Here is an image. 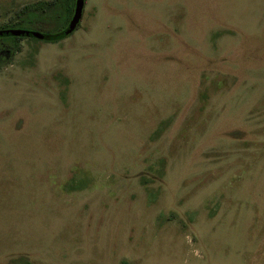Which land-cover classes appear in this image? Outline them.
Returning a JSON list of instances; mask_svg holds the SVG:
<instances>
[{"label":"rangeland","instance_id":"1","mask_svg":"<svg viewBox=\"0 0 264 264\" xmlns=\"http://www.w3.org/2000/svg\"><path fill=\"white\" fill-rule=\"evenodd\" d=\"M19 42L0 264H264V0H84Z\"/></svg>","mask_w":264,"mask_h":264},{"label":"trees","instance_id":"2","mask_svg":"<svg viewBox=\"0 0 264 264\" xmlns=\"http://www.w3.org/2000/svg\"><path fill=\"white\" fill-rule=\"evenodd\" d=\"M75 0H34L20 6L13 16L0 23V27H30L44 32L45 40H57L72 29L64 32L73 12ZM23 35H0V66L11 57L21 44Z\"/></svg>","mask_w":264,"mask_h":264},{"label":"water","instance_id":"3","mask_svg":"<svg viewBox=\"0 0 264 264\" xmlns=\"http://www.w3.org/2000/svg\"><path fill=\"white\" fill-rule=\"evenodd\" d=\"M84 0H75L73 12L71 15V19L68 22L67 27L64 32L69 31L74 27V25L78 22L82 10ZM6 34H14V35H23V36H34V37H44V32L32 28L26 27H0V35Z\"/></svg>","mask_w":264,"mask_h":264}]
</instances>
